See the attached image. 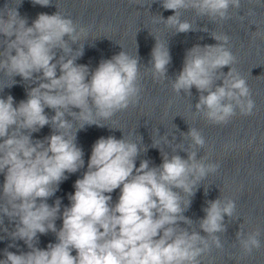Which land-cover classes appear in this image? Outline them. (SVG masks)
Masks as SVG:
<instances>
[{
    "label": "clouds",
    "instance_id": "clouds-1",
    "mask_svg": "<svg viewBox=\"0 0 264 264\" xmlns=\"http://www.w3.org/2000/svg\"><path fill=\"white\" fill-rule=\"evenodd\" d=\"M50 2L33 0L41 6ZM161 6L174 13L160 18L175 33L207 32L206 26L197 29L181 19L182 11L222 22L231 18L230 9L239 12L241 0H161ZM254 34L264 38V32ZM87 35V28L59 11L41 13L28 26L16 7L5 4L0 10V72L37 85L15 106L11 95L0 97V173L4 174L0 224L5 216L15 221L11 238L23 240L30 249L20 254L5 249L0 264H202L213 247L224 246L219 235L227 231L224 217L230 221L239 217L235 201L227 197L206 201L205 215L198 221L199 230L206 235L192 229L194 221L184 215L200 183L220 167L207 162V155L197 159L195 149L204 148L206 140L195 127L185 134L192 149H182L187 159L161 152L162 163L151 167L147 159L136 166L141 153L137 143L124 137L99 138L92 146L87 170L75 181V191L68 197L70 205L61 212L60 198L53 205L46 202L67 179L65 173L84 167L76 133L85 125L103 127L99 120L138 104L141 97L138 55L121 51L102 59L94 70L76 63L84 46L73 50L69 41L76 44ZM211 35L218 43L187 50L171 87L188 96L195 87L199 93L196 114L211 124L226 125L237 110L241 116H250L256 105L246 79L233 67L236 56L227 47L229 37ZM57 50L62 53L58 58ZM73 51L74 57L69 55ZM170 63L168 46L156 42L150 61L153 78L167 79ZM224 67L229 68L226 74L221 71ZM221 80L222 84L216 83ZM45 108L55 114L49 117ZM66 117L82 122L75 132L72 119ZM46 125L51 126L52 134L34 141L32 133ZM116 189L120 195L112 204L110 194ZM207 192L205 188V195ZM58 218L62 219L59 229ZM243 227L241 224L236 240L241 253L250 255L264 246L262 231L257 227L244 232ZM49 232L57 242L46 249L37 247L38 234Z\"/></svg>",
    "mask_w": 264,
    "mask_h": 264
}]
</instances>
